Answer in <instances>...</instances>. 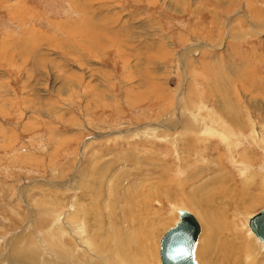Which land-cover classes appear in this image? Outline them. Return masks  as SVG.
<instances>
[{"label": "rangeland", "instance_id": "374dc122", "mask_svg": "<svg viewBox=\"0 0 264 264\" xmlns=\"http://www.w3.org/2000/svg\"><path fill=\"white\" fill-rule=\"evenodd\" d=\"M263 158L264 0H0V264H264Z\"/></svg>", "mask_w": 264, "mask_h": 264}, {"label": "water", "instance_id": "95a60500", "mask_svg": "<svg viewBox=\"0 0 264 264\" xmlns=\"http://www.w3.org/2000/svg\"><path fill=\"white\" fill-rule=\"evenodd\" d=\"M264 166V158H263ZM178 218L159 236L158 256L160 264H199L195 248L200 232V223L192 211L180 207ZM247 226L261 241H264V204L247 218Z\"/></svg>", "mask_w": 264, "mask_h": 264}, {"label": "bare ground", "instance_id": "6f19581e", "mask_svg": "<svg viewBox=\"0 0 264 264\" xmlns=\"http://www.w3.org/2000/svg\"><path fill=\"white\" fill-rule=\"evenodd\" d=\"M218 134V133H217ZM177 218H178V213H177ZM199 222V221H198ZM153 225V224H152ZM152 228H154L153 226H151L150 227V229H152ZM249 228V227H248ZM154 229H156V227L154 228ZM148 230V229H147ZM153 230V229H152ZM249 231H251L250 230V228H249ZM151 232V231H150ZM153 232V231H152ZM200 232H201V226H200ZM200 232H199V235H198V238H197V244H198V239H199V236H200ZM252 232V231H251ZM252 234H253V232H252ZM254 235V234H253ZM255 236V235H254ZM256 237V236H255ZM140 238V243H143V241H142V236L141 237H139ZM259 241H261L258 237H256ZM261 242H263L264 243V241H261ZM196 248H197V245H196ZM196 248H195V253H196ZM145 252V251H144Z\"/></svg>", "mask_w": 264, "mask_h": 264}, {"label": "crops", "instance_id": "0c3cea01", "mask_svg": "<svg viewBox=\"0 0 264 264\" xmlns=\"http://www.w3.org/2000/svg\"><path fill=\"white\" fill-rule=\"evenodd\" d=\"M91 4H93V3H91ZM87 9V8H86ZM88 14L90 15L89 16V18L88 19H91L92 18V15H93V13H92V8H89V12H88ZM89 23V22H88Z\"/></svg>", "mask_w": 264, "mask_h": 264}]
</instances>
